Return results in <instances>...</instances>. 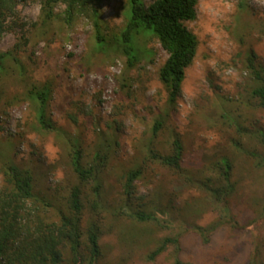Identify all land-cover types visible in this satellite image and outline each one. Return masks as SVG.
<instances>
[{"label":"rangeland","instance_id":"obj_1","mask_svg":"<svg viewBox=\"0 0 264 264\" xmlns=\"http://www.w3.org/2000/svg\"><path fill=\"white\" fill-rule=\"evenodd\" d=\"M100 6L109 39L124 26L126 0H101ZM40 9L37 1L19 4L16 23L0 38V51L16 50L22 65L19 71L8 62L0 72V188L3 162L28 170L36 195L28 214L57 222L78 184L70 166L76 142L83 161L97 150L107 155L99 198L92 183L82 187L83 242L91 224L99 229L95 264H171L172 248L154 261L146 256L175 234L183 261L264 264V146L256 138L264 130V108L251 96L257 83L250 63L256 70L264 64V0H197L195 19L183 23L196 37V56L173 102L159 80L167 53L155 37L136 39L138 58L129 66L112 48H97L87 17L71 27L41 25ZM43 85L50 88V131L40 128L28 98L32 86ZM175 139L182 147L180 171L152 158L170 154ZM225 156L232 163L228 216L201 183L214 177L210 165ZM134 169L140 176L124 208L126 176ZM141 209L163 225L128 216ZM214 224L207 242L192 229ZM81 252L87 260L85 246ZM70 257L65 248L63 258Z\"/></svg>","mask_w":264,"mask_h":264},{"label":"trees","instance_id":"obj_2","mask_svg":"<svg viewBox=\"0 0 264 264\" xmlns=\"http://www.w3.org/2000/svg\"><path fill=\"white\" fill-rule=\"evenodd\" d=\"M29 1L39 2L41 25H48L53 21L71 27L79 17H87L92 23L96 45L99 50L112 48L126 57L127 64L132 66L137 60L136 39L140 35L155 37L161 48L167 53V58L159 69V80L166 88L169 101L173 102L180 93L185 70L189 67L197 51L196 37L184 26V22L192 21L196 17L197 0H154L148 6L144 0H126L124 13L125 23L119 34L107 39L103 33L101 0H0V38L11 28V22L16 23L15 11L19 4ZM62 7L60 11L58 8ZM11 62L19 71L22 65L16 56V50L0 51V72ZM252 66V74L257 83L251 96L264 108V64L259 69ZM50 95L48 85L32 86L28 91V98L36 105L37 121L42 130H54L51 121L46 117V105ZM154 126V133L159 128ZM256 138L264 146V130L256 132ZM107 147H109L107 145ZM162 166L174 171H180L182 147L179 140L171 144L170 154L154 153ZM107 155L97 150L90 161H83L76 142L70 156V166L76 175L78 184L73 186L66 200V211L58 212V221L47 223L41 217L32 219L28 214V204L36 200L33 177L31 173L11 162H3L2 186L0 188V264H95L101 257L98 244L99 229L91 224L87 229L86 242L82 240L80 219L83 209L82 187L93 184L92 194L95 199L100 196L101 173L106 164ZM261 164H264L262 159ZM214 177H205L202 185L214 199L217 205L225 206L227 197L233 192L231 183L232 163L228 157H221L210 165ZM140 176V170H130L125 182V204L133 198L132 182ZM186 178V177H184ZM94 205L97 204L95 201ZM46 206H50L47 205ZM128 216L139 223L156 222L163 224L153 215L151 210L129 211ZM217 225L209 227L193 226L204 242L208 241ZM83 246L87 250V260L82 254ZM68 249L71 257L63 258V251ZM168 248H172L174 257L171 264H193L179 258L180 235L175 234L160 239L157 246L151 250L146 259L154 261ZM256 260V258H255ZM65 263V264H66ZM257 264V263H253Z\"/></svg>","mask_w":264,"mask_h":264}]
</instances>
